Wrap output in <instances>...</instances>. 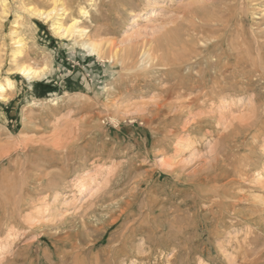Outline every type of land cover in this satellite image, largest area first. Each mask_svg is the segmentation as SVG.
<instances>
[{"label": "rangeland", "instance_id": "obj_1", "mask_svg": "<svg viewBox=\"0 0 264 264\" xmlns=\"http://www.w3.org/2000/svg\"><path fill=\"white\" fill-rule=\"evenodd\" d=\"M60 2L0 9V264H264V0Z\"/></svg>", "mask_w": 264, "mask_h": 264}, {"label": "bare ground", "instance_id": "obj_2", "mask_svg": "<svg viewBox=\"0 0 264 264\" xmlns=\"http://www.w3.org/2000/svg\"><path fill=\"white\" fill-rule=\"evenodd\" d=\"M0 9H1V13L4 15L6 14V10H7V0H0ZM65 9L63 8V6L61 5L60 0H51V6L49 7L48 10H29V13L33 16L36 17L37 19H41L43 21H45L46 23H50V27L51 30L53 32V34L57 37L60 38H65L71 39V35L75 32L77 33L78 37H82V33L85 32V30H83L82 28L79 27V20L77 19H72V21L69 24L64 25L61 20H62V16L65 14ZM223 11V10H222ZM221 11V12H222ZM79 14L83 17L87 15V12L84 9H79ZM7 15V14H6ZM216 17V16H215ZM209 18V17H208ZM218 18V17H217ZM205 21V20H204ZM213 21V20H212ZM211 24V23H209ZM12 36V40H14V42H17L19 44H23V40L20 38H17L16 36V32H12L11 33ZM201 36V35H200ZM16 38V39H15ZM18 39V41H17ZM198 41V40H197ZM206 41V40H205ZM200 42V41H199ZM20 45V46H22ZM86 46V45H85ZM88 49H90V53L93 54V52L95 51V48L92 44L87 45ZM205 47V45H204ZM229 48V47H228ZM152 49V48H151ZM18 50H21V48H19ZM22 52L20 51L19 54H21ZM117 54V53H116ZM146 54V53H145ZM150 54V53H149ZM179 54V53H178ZM178 56V55H177ZM186 56V55H185ZM16 57V56H15ZM167 58V57H166ZM165 58V59H166ZM16 59V58H14ZM13 59V60H14ZM162 59V58H161ZM175 60V59H174ZM133 62V61H132ZM154 62V61H153ZM160 66V65H159ZM173 66V65H172ZM17 72L21 75H23L24 77H26V79L28 80H34L39 78V76L42 74L41 69H36V68H31L28 67L27 65L24 64H19L17 67ZM42 76V75H41ZM40 76V78H41ZM4 84L7 87H12V83L8 78H5L4 80ZM4 84L0 83V95L2 93L5 92V88H4ZM2 99H4V95H1ZM219 208V207H218ZM14 210V208H13Z\"/></svg>", "mask_w": 264, "mask_h": 264}]
</instances>
